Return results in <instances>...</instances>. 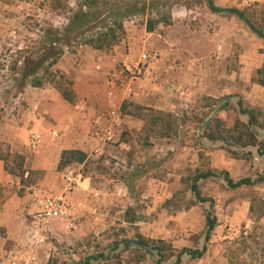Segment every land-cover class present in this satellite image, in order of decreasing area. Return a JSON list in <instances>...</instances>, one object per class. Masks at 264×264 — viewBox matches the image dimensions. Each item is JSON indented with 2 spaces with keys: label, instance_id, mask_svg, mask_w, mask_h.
I'll list each match as a JSON object with an SVG mask.
<instances>
[{
  "label": "crops",
  "instance_id": "crops-1",
  "mask_svg": "<svg viewBox=\"0 0 264 264\" xmlns=\"http://www.w3.org/2000/svg\"><path fill=\"white\" fill-rule=\"evenodd\" d=\"M213 2L219 8H237L242 11L251 5L264 6V0ZM203 15L204 17L199 12L189 14L188 19L186 18V34L182 37H174L171 34L156 35L155 32L146 31V40L140 38L134 41L138 45L142 42L143 48L157 52L160 56L158 61L144 70V74L135 84H131L129 78L122 77L121 74V88L106 83L109 71L118 68L117 59L124 57L123 60L130 62L133 60L132 53H119L122 58L115 57V63L107 62L106 59L97 63L101 53L90 49L91 53L86 52L79 58L65 54L57 65L61 71L72 74L75 78L73 89L78 98L75 105L66 101L52 86L34 88L27 84L18 89L19 95L12 104L0 106L1 153L24 157L26 176L31 172L39 173L37 184L28 188L23 197H19L13 191L18 179L8 172L6 162L0 159V257L22 253L26 258V255L43 249L44 254L38 264L46 261L45 257L49 255L46 250L48 246L39 245L38 240L41 236L47 237V233L44 230L45 225L41 226L37 213L43 195L58 196L65 191L63 173L58 170L64 151L79 150L89 155L90 151L98 149L106 151L110 156L118 155L120 159L137 157L138 152L134 150L131 142L121 141L119 146L115 147L101 144V139L94 138L97 128L101 131L113 129L107 115L121 106L127 97L134 105L173 113L178 109L183 96H186V109L191 103L203 98L223 100L225 105L217 113L221 111L228 114L227 128L231 129L234 119L238 118L242 123L249 125L250 129L253 125L255 131H251L256 135L258 142H264V86L259 83V80L264 81V39L256 36L237 19L231 18L226 21V25L221 20L224 36L216 42L215 38L210 39L205 33L206 14ZM211 15L217 16L213 12ZM128 44H131L130 40ZM218 46L223 48L220 53L217 52ZM125 65L130 67L128 63ZM131 86L132 93L129 92ZM98 120L102 122L97 124ZM122 122V129L127 127L131 132L135 129L140 132L144 125L143 121L130 115H123ZM63 129L66 131L60 133L58 138L51 137L52 132ZM34 134L42 138L36 150L30 147ZM150 140L149 152L153 153L156 159L163 157L165 153L173 157L169 153L174 150L175 139L166 137ZM196 141L197 144H193L186 137V146L178 150L177 160L160 159L159 163L146 166L144 170L134 168L135 178H140L137 180L138 189L143 185L137 197L130 194L126 181L110 179L111 181L107 182L109 189L107 184L103 185L106 188L103 190L102 200H97L101 202L96 203L92 195L95 187L90 180H86L72 197L73 219H79V225L75 223L76 229L72 233L68 229L64 232L67 235L72 234L74 239L88 237L89 233L94 234L88 228H95V219L100 218L101 214L108 215L109 212L115 211L111 207L115 202L131 205L135 200H142L141 202L145 203L142 217H138L133 224L136 227V235L148 240H162L176 250L198 249L195 248L196 241L206 245L205 234L203 235L206 216L200 205L188 208L186 202H183L179 205L177 203L176 207H168L176 193L184 188L183 178L186 177L187 167H191L190 162L194 163L193 167H198L196 163L200 162V153L203 152L210 162L212 172L224 171L235 182L251 179L254 183L249 187L232 190L220 180L225 184L224 190L228 188L235 192L260 185L264 187V181H257L264 176V156L259 155L260 145L242 147L222 141L214 142L203 138L202 134H198ZM98 146H101V149ZM228 149L239 157H233ZM1 153L0 158L5 157ZM144 154H147V151H144ZM133 167L130 166L131 169ZM145 172L151 174L147 176ZM210 179L214 177L200 180L198 186ZM110 185L122 189L123 197L120 201L112 199L111 196H116V193ZM175 200L186 199L178 197ZM175 203L176 201L173 204ZM97 206L100 208L96 209ZM119 206L120 204H117V207ZM56 235L59 243H62L64 233ZM95 235L100 236L98 230ZM56 253L55 249L51 255L59 256ZM189 260V255L182 257L183 264Z\"/></svg>",
  "mask_w": 264,
  "mask_h": 264
},
{
  "label": "rangeland",
  "instance_id": "rangeland-1",
  "mask_svg": "<svg viewBox=\"0 0 264 264\" xmlns=\"http://www.w3.org/2000/svg\"><path fill=\"white\" fill-rule=\"evenodd\" d=\"M83 1L84 0H0V106L12 104L15 97L19 95L17 94L18 89L24 87L22 74L26 65L25 59H27L28 62H33L36 58L42 57V48H50L51 45L50 40L52 39L48 37V30L50 28H57L63 31L68 26V18L78 10V7ZM95 2H97L98 6L93 9L95 13L100 14V17L102 16L103 19L112 16V12H117L116 16H113V18L122 20L125 28L124 33L119 32L120 41L116 45L107 50H96L101 53V57L98 58L97 63H99L101 59H106L107 62L115 63V57L122 58L119 53H128V55H130V53L133 54V60L130 62L123 60L124 57L122 59H117L116 66H118V68L110 70L107 74V85L111 84L116 88L122 87V80L119 78L120 74L122 77H128L129 80L131 79L136 71L135 67L139 66L138 64L142 53L154 52L143 48L142 42L141 45L134 43L135 40L140 38L146 40L144 36H146L145 32L147 31L148 20L159 22L155 26L154 32L156 35L171 34V36L174 37H182L186 34V18L188 19L189 14L193 15L199 12L203 17V14H206L204 18L205 33L210 39L215 38L216 42L224 36V31H221L223 27L220 24L221 20L223 24L226 25V21L235 18L240 23L246 25L235 15L225 13L216 14L217 16L211 15L212 12L208 7L207 0H94V4ZM192 10L194 13H190ZM244 11L253 24L258 29L264 31V6L251 5ZM200 26L203 27L202 24ZM72 38L73 41L70 47L66 48L65 54H67L68 57L74 55L76 58H79V56L81 57V55H84L86 52H92L90 49L93 48L84 45L85 36ZM129 40L131 44H128ZM57 47L59 48L60 44L57 45ZM63 57L60 61H62ZM58 63L52 68V71L59 72L63 75L66 78L63 87L69 88L74 92V76L61 71L57 67ZM126 63H128L130 67H126ZM46 68L47 65H44L42 69H39L40 76L44 75ZM145 69L146 68H143L142 74H144ZM45 80L50 79L46 77ZM45 86L54 87L53 84L49 83H46L44 87ZM77 99L74 92V102L72 105L78 103ZM180 101L178 109L174 113L160 111L173 115L172 129L169 132L173 134L172 139H175L174 141L176 142V144H174V150L169 153L173 155V157L165 153L163 157L156 159L153 153L149 152L151 150L150 138H153V140L164 139L160 138V135L166 133V130L162 129L160 125L158 126L159 128H153L150 120L152 119L151 116L154 117V115L150 116L144 113V115H147V122L141 120L144 122V125L140 132L136 129L131 132L127 127V129H122L123 122L120 126L113 125L112 132L115 138L111 144H108L118 147L121 141L131 142L134 150L138 152L136 158L130 156L125 159H120L118 155L110 156L106 151L101 150L99 154L96 155L94 149L90 151L88 155L91 160L90 164L71 165V167L80 169L86 180H90L94 185L95 191L92 192V195L96 203L101 202L97 200H102V193L104 188H106V186L103 185L107 184L108 188L109 183L107 182L111 181L110 179L126 181L130 194H132L133 197H137L138 191L143 189V185L138 189L137 180L140 178H135L134 168L144 170L143 168H146V166L159 163L160 159L174 158L177 160L176 155L179 153L178 150L186 146V137L193 144L194 142L197 144L196 140L198 134L201 136L204 128L207 126H202L203 122L217 106L225 103L223 100H220V104L211 110V99L203 98L197 100L195 103H191L186 109V96H183ZM125 102L132 103L131 99L127 97L122 105L118 107L121 113V108ZM129 108L128 110L134 111L133 106ZM227 115V113H221L220 111V113H216L213 116L210 122L219 120L227 127V121L229 120ZM96 130L99 129L97 128ZM58 131L64 133L65 129H63V131ZM99 132L103 131L99 130ZM132 133H135V135L133 136ZM179 137L182 139H179ZM94 138L98 139V137L95 136ZM100 142L101 144L104 143L103 140ZM152 146L154 147L155 145L152 144ZM98 148L101 149V146H98ZM228 150L231 151L230 149ZM144 151H147V154H144ZM1 152L2 151H0V153ZM1 154L7 159L8 170L13 171L15 173L13 176L18 179L13 191L19 197H23L28 188L37 184L39 173L31 172L29 176H26V174H22L19 169V155ZM196 164H198V167H193L194 163L190 162L191 167H187L186 177L183 178L184 188L176 193L174 200L168 203V207L173 208L177 206V203L179 205L183 202H186V207L188 208L194 205H200L206 217L208 214H211L217 219V226L211 233L210 241L207 242L206 245L196 241L195 248L200 250L204 247L207 248L205 256L200 260L191 258L186 264H264V187L260 185L256 188H243L240 191L231 192L228 188L224 190L225 184L221 181L225 182V180L222 175H218L214 177V179H210V182L205 181L199 184L198 187L202 196L210 199L209 202L200 203L195 193L192 192L191 186L196 176L200 173L210 172L211 169L210 162L203 152L200 153V162ZM130 166H134L133 169H131ZM64 170L65 169L61 172L64 173ZM221 172L224 171H215L214 173L220 174ZM150 174L151 172H145L147 176ZM110 187L116 193V196H111L112 199L120 201L121 197H123L122 195L119 196L117 193L120 187L113 188V185H110ZM96 193L99 194L98 197L95 196ZM178 197L186 200H175ZM240 198L250 200H237ZM141 201L142 200H135L131 205L115 202V205H111L115 211L109 212L108 215L101 214L100 218H96L94 222L95 228H88L93 231L94 234L89 233L88 237L85 236L83 239H81V237L74 239L72 234L67 235V233L64 232L66 231V221L62 220L45 225L44 230L47 233L46 246H48L46 250H48L49 255H46V261H44L43 264H71L72 262L87 264L88 261L90 264H139L141 263V259L143 264H155L160 260V257L148 254L143 249L133 247L132 244H130V247L124 244L126 240L136 238V227L129 224L127 221L133 217H142L145 203ZM175 201L176 203L173 204ZM117 204H120V206L117 207ZM98 206L96 209L100 208ZM80 207L83 206L80 205ZM138 213L140 215H138ZM95 214H98V212ZM73 217L74 212L70 219H72L73 223L77 222L78 224L80 220L77 218L73 219ZM42 225L43 224H41V226ZM41 229L43 228L41 227ZM75 229H73L71 233L74 232ZM85 230H87V228ZM97 230L100 233L99 237L95 235ZM58 233H64V241L62 243H59L57 239L58 237L56 234ZM204 234L205 232H203V235ZM55 249L57 252L56 254H59V256L56 255V257H54L51 255ZM42 250L43 249L35 253L33 252L37 255L39 261L44 254ZM68 250H72L74 256L71 257ZM178 251L180 250H177L174 255H176ZM164 261L163 264H174L176 262V257H172L171 252L168 250L165 252ZM181 264H183V261Z\"/></svg>",
  "mask_w": 264,
  "mask_h": 264
},
{
  "label": "trees",
  "instance_id": "trees-1",
  "mask_svg": "<svg viewBox=\"0 0 264 264\" xmlns=\"http://www.w3.org/2000/svg\"><path fill=\"white\" fill-rule=\"evenodd\" d=\"M207 3L211 12L215 14L225 13L237 16L251 29L254 34H256L259 38L264 39V31L258 29L253 24L245 11L239 10L237 8L224 9L216 7L213 0H207ZM97 7V2H95L94 4V0H84L78 7V10L68 18V26L63 31L57 28H50L48 30V37L52 39L50 40V48L43 47L42 57L36 58L33 62H28L27 59H25L26 65L22 74V81H24V86L29 84L34 88H43L46 83L53 84L54 88L63 96L66 101H68L70 104L74 102L73 90L63 87V83L65 82L66 78L59 72L52 71V68L66 53V48L70 47V44L73 41L72 37L78 38L80 36H85L84 45L90 46L95 50L102 51L116 45L120 41L119 32H125L123 21L118 20V18H113V16H116L117 12H112V16L102 19V16L100 17V14L95 13L93 10ZM158 23L159 22L155 20H148L147 32H154L155 26ZM59 44L60 47L58 48L57 45ZM44 65H47V68L45 69L44 75L40 76L39 69H42ZM46 77H48V79L50 80H45ZM259 83L264 86L263 80H259ZM211 101V110L221 102L220 100ZM132 106L134 107V111L128 110V108ZM121 111L123 115H130L143 121L147 120V115H144V113L149 114L150 116L154 115V117L151 116V126L153 128H159L158 126L160 125L162 129L166 130V133L160 135V138H172L173 134H170L169 132L172 129L171 126L173 115L156 111L152 108L137 106L129 102H125L123 104ZM202 137L206 138L209 141H222L225 143L240 145L242 147L260 145L259 155L264 156V142L260 144L257 140L256 135L251 131L250 126L242 123L238 118L234 119V124L231 129H228L225 124L223 122H220L219 120H213L212 122H209L204 128ZM229 153L235 158L239 157V155L235 152L229 151ZM0 159L6 162V169L8 170L7 159L4 157ZM18 159L20 160L19 169L22 174H25V159L22 156H18ZM90 162L91 160L89 159L88 154H86L85 152L79 150H66L62 153V158L58 170L62 171L63 169L73 164L88 165L90 164ZM8 172L11 175L15 174L13 171L8 170ZM218 175L223 176L225 182L228 185V188L232 190L239 189L243 186L254 185L251 179H243L235 182L230 178L227 172H221L220 174L214 173L212 171L207 173H200L194 178L193 185L191 186V190L195 193L198 202L206 203L210 201V199L202 196L198 187V182L200 180L209 179L211 177H217ZM257 181H264V176ZM136 221L137 217H133L127 222L133 225ZM216 226L217 219L211 214H208L206 217L205 227V240L207 242L210 241L211 233L214 231ZM124 244L127 247H130V244H138L147 248L151 247L152 250L157 253L158 257H160L158 264H163L165 262V252H167L168 250L171 252L172 257H176V262L174 264H181L182 257L184 255H189L192 259H202L207 253L206 247H204L202 250L183 248L182 250L178 251L176 255H174L177 250L174 249L171 244H168L162 240H148L141 235H136L135 239L126 240ZM140 261L142 262V259ZM87 264H90V262L88 261Z\"/></svg>",
  "mask_w": 264,
  "mask_h": 264
},
{
  "label": "built area",
  "instance_id": "built-area-1",
  "mask_svg": "<svg viewBox=\"0 0 264 264\" xmlns=\"http://www.w3.org/2000/svg\"><path fill=\"white\" fill-rule=\"evenodd\" d=\"M222 46H218L217 52L222 51ZM159 53L152 52L147 53L144 52L140 56L139 66L135 67L136 71L132 75L129 80L131 84H135L142 76L143 68H147L152 65L154 62L158 61ZM116 76V75H115ZM133 87L129 88V92L132 93ZM107 118L111 121L112 125H121L123 114L120 112L119 108H115L108 115ZM102 120H98L97 124H100ZM66 131V129H65ZM59 131H54L51 133V137L58 138L60 136ZM95 137L101 138L105 144H111L114 141V133L112 130H105L103 132H99L96 130L94 133ZM42 138L40 135L34 134L31 137L30 147L33 150H36L41 144ZM100 150L95 149L96 155L99 154ZM63 179L65 184V191L58 196L45 194L40 198L39 202V211L37 213V217L42 224L47 225L49 223L57 222V221H66L65 225L66 229L72 231L76 228L75 223H73L71 216L73 215L74 205L72 202L73 195L79 191L82 184L86 181L85 176L81 172L80 169H76L74 167H67L63 171ZM118 195L121 196L123 191L122 189L118 190ZM95 196H99L98 193ZM47 243V237L41 236L38 240L39 245H43ZM69 255L72 257L73 251L68 250ZM0 264H38V257L34 253L30 254L26 258H24L22 253H11L9 255H5L0 257Z\"/></svg>",
  "mask_w": 264,
  "mask_h": 264
},
{
  "label": "water",
  "instance_id": "water-1",
  "mask_svg": "<svg viewBox=\"0 0 264 264\" xmlns=\"http://www.w3.org/2000/svg\"><path fill=\"white\" fill-rule=\"evenodd\" d=\"M225 104H221L219 106H217L210 114L209 116L206 118V120L203 122L202 126H206L210 121L211 119L213 118V116L222 108L224 107ZM251 129L253 131H255L254 129V126L251 125ZM133 247H137V248H140V249H143L145 250L148 254H151V255H155L156 257H158V255L156 253H154V251L152 250L151 247H143V246H140L138 244H132ZM155 264H158V262H156Z\"/></svg>",
  "mask_w": 264,
  "mask_h": 264
}]
</instances>
